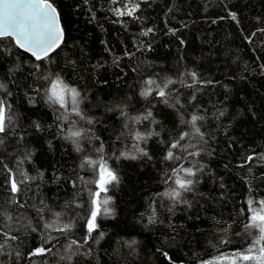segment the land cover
I'll return each mask as SVG.
<instances>
[{
    "label": "trees",
    "instance_id": "obj_1",
    "mask_svg": "<svg viewBox=\"0 0 264 264\" xmlns=\"http://www.w3.org/2000/svg\"><path fill=\"white\" fill-rule=\"evenodd\" d=\"M50 2L65 38L47 58L0 40V264H255L236 254L261 235L245 225L264 200V0H134L131 16L124 0ZM57 76L79 115L48 100ZM181 165L195 175L174 202ZM97 192L110 212L89 236Z\"/></svg>",
    "mask_w": 264,
    "mask_h": 264
},
{
    "label": "snow or ice",
    "instance_id": "obj_2",
    "mask_svg": "<svg viewBox=\"0 0 264 264\" xmlns=\"http://www.w3.org/2000/svg\"><path fill=\"white\" fill-rule=\"evenodd\" d=\"M130 5H125V10L114 9L116 15H129L131 16L136 8L139 7L138 4L131 3ZM233 19H235V13H232ZM151 31V29H149ZM146 34V33H145ZM10 39L17 47L24 49L36 58V60L45 59L48 54L59 46L60 42L63 40V30L59 24V18L56 8L50 2V0H0V40ZM39 67V65H37ZM195 77V73L192 74ZM47 79V78H46ZM167 83H172L168 81ZM147 84H156L155 81L149 80ZM4 85L0 84V88ZM164 87L156 84L158 89V94L160 96H165L166 93ZM151 89L142 93V95H148ZM46 95L48 100L52 103H57L61 108H68V101H71V111L76 112L79 115V92L75 88L69 87L65 84L58 76L55 80L50 81V86L46 89ZM11 110V105L3 99H0V133H5L11 123V116L9 115ZM67 119V117H65ZM203 119L193 115L191 117V125L195 133L200 134V129L196 127V122ZM81 133L79 131H71L69 133V138L79 137ZM189 133H184L180 139L183 140L185 136ZM202 136V134H201ZM145 137L137 133L136 139H144ZM179 141H176L171 145V148H177ZM189 155H198V153H189ZM167 159H173L174 154L170 150L167 154ZM179 159V157H175ZM249 160L252 159L251 156L248 157ZM86 163L90 166H96L97 161L87 159ZM100 169V181L99 185L101 190H105L104 184L106 183L104 177L107 175L111 180H115L116 176L111 171H106L103 163H99ZM183 173L184 175H181ZM195 173L192 168H185L183 165L176 169H173L172 176L169 179L174 180L176 187L170 188L168 191L162 193L163 196L168 197L172 201L176 202L180 200L182 192L190 191L193 184V180L190 178ZM27 179V177H24ZM22 182V181H21ZM11 191L17 193L20 191V187L16 181L15 176L11 179ZM99 197L100 193L94 194ZM253 201L249 200L248 204L251 209L250 223L245 225L246 228L257 227L261 233L260 237L253 241L251 247H249L245 253L236 254L241 261H254L255 264H264V200H260L257 203L260 205V210L257 211L256 208L251 207ZM108 200L105 199L102 202L97 199L93 200V208L90 213V217L87 221L88 235L91 236L92 232L96 229V218L101 214V207L103 206V212L109 213L110 209L107 207ZM22 207V205H21ZM59 216L60 213H56ZM46 227H51L50 224H46ZM72 228V224L65 223L58 230L62 232L69 231ZM15 239V237H13ZM73 243H76L73 241ZM51 249H46L43 246L36 248L31 255L44 254L45 252H50ZM235 264V261H233Z\"/></svg>",
    "mask_w": 264,
    "mask_h": 264
},
{
    "label": "water",
    "instance_id": "obj_3",
    "mask_svg": "<svg viewBox=\"0 0 264 264\" xmlns=\"http://www.w3.org/2000/svg\"><path fill=\"white\" fill-rule=\"evenodd\" d=\"M52 3V2H51ZM53 4V3H52ZM53 6H54V4H53ZM55 7V6H54ZM56 8V7H55ZM56 10H57V13H58V18H59V24H60V27L62 28V22H61V19H60V14H59V11H58V9L56 8ZM63 30V29H62ZM64 38H65V33H64V30H63V40L60 42V44H59V46L63 43V41H64ZM58 46V47H59ZM58 47H56L53 51H51L49 54H48V56L50 55V54H52ZM22 50H24V49H22ZM25 51V50H24ZM25 52H27V51H25ZM27 53H29V52H27ZM30 55H32L31 53H29Z\"/></svg>",
    "mask_w": 264,
    "mask_h": 264
},
{
    "label": "rangeland",
    "instance_id": "obj_4",
    "mask_svg": "<svg viewBox=\"0 0 264 264\" xmlns=\"http://www.w3.org/2000/svg\"><path fill=\"white\" fill-rule=\"evenodd\" d=\"M133 2H134V0H131V3H133ZM124 3H125V5H129V6H131V5H130V0H124ZM123 10H124V9H123ZM104 179H105V181H106V183L104 184V187H105L106 184H107V180H108L107 175H105ZM99 187H100V185H99ZM100 188H101V187H100ZM96 199L98 200V197H96ZM231 264H233V262H232Z\"/></svg>",
    "mask_w": 264,
    "mask_h": 264
}]
</instances>
